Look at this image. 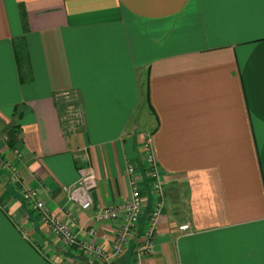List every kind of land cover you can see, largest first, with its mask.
<instances>
[{
  "label": "crops",
  "instance_id": "0c3cea01",
  "mask_svg": "<svg viewBox=\"0 0 264 264\" xmlns=\"http://www.w3.org/2000/svg\"><path fill=\"white\" fill-rule=\"evenodd\" d=\"M146 138L164 204L142 264H264V0H0V264H97L18 185L108 251L117 224L95 215L128 200V165L147 208L112 264H134L152 204ZM87 168L84 211L62 187Z\"/></svg>",
  "mask_w": 264,
  "mask_h": 264
},
{
  "label": "built area",
  "instance_id": "2783aa9c",
  "mask_svg": "<svg viewBox=\"0 0 264 264\" xmlns=\"http://www.w3.org/2000/svg\"><path fill=\"white\" fill-rule=\"evenodd\" d=\"M66 105L65 122L68 128L76 127L80 123V114L74 105L73 95L63 93L59 95ZM75 129V128H74ZM143 161L147 171L149 190L152 196V204L148 214L146 224L143 227L139 246L135 251L134 264H142L152 252V245L155 232L159 225V219L163 210V187L159 170L156 165L154 155L151 151L150 139L146 138L143 143ZM130 194L128 200L118 206L103 208L95 215L98 223H115L117 227L112 238L111 249L106 251L96 241L95 231L89 232L91 241L87 242L79 238L78 233L65 223L53 217L45 203L33 190L18 185L19 193L24 202L30 205V209L39 218L41 224L45 226L53 237L58 239L67 250L82 252L87 258L93 259L97 264H112V261L123 255L135 231L141 215L147 208V201L144 198L140 187V176L134 166L126 167ZM12 183H17V177L12 175ZM96 187V177L91 169L80 170V175L75 184L62 187V191L69 203L77 206L80 210H89L92 207L91 192ZM180 231H187V226L179 228Z\"/></svg>",
  "mask_w": 264,
  "mask_h": 264
}]
</instances>
